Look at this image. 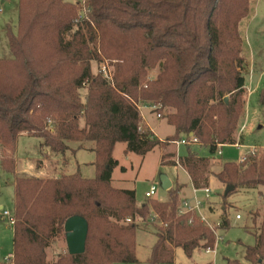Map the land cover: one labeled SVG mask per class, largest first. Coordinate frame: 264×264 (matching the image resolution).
<instances>
[{
    "label": "trees",
    "instance_id": "trees-1",
    "mask_svg": "<svg viewBox=\"0 0 264 264\" xmlns=\"http://www.w3.org/2000/svg\"><path fill=\"white\" fill-rule=\"evenodd\" d=\"M85 4L89 18L80 20L74 1L19 0L18 31L7 27L12 57L0 59L1 168L15 173L17 139L27 134L41 138L42 148L56 154L72 149L73 142L78 149L92 143L98 173L94 179L78 174L15 177L14 253L0 264H49L50 239L74 215L88 220L86 250L68 253L53 264L136 262V224L111 221L122 218V211L105 207L101 199L106 189L115 191L111 182L118 165L113 157L116 144L124 142L127 152L139 155L182 139L190 143L195 138L193 142L212 151L234 144L245 88L239 23L249 14L250 0ZM96 38L100 50L90 47ZM102 55L117 60L113 82L102 72H93L92 61H101ZM157 64L158 77L147 79L148 69ZM262 96L264 102V91ZM138 103L157 105L161 115L168 109L167 122L174 134L160 140L151 131H142ZM175 154L164 151L162 163L176 164L168 160ZM178 160L195 189L209 187L207 158L189 153ZM216 177L233 191L264 186V158L242 165L225 162ZM181 190L182 186L175 187L165 202L154 199L140 206L135 190H116L126 197L129 215L146 220L152 212L161 222L151 264L173 262L176 248L192 256L196 249L216 244L215 230L196 212L179 213ZM99 221L105 223L102 228ZM253 223L256 243L246 248L245 261L264 264V219L259 226L256 219ZM220 226L227 228L228 218ZM226 264L244 263L228 259Z\"/></svg>",
    "mask_w": 264,
    "mask_h": 264
},
{
    "label": "rangeland",
    "instance_id": "rangeland-1",
    "mask_svg": "<svg viewBox=\"0 0 264 264\" xmlns=\"http://www.w3.org/2000/svg\"><path fill=\"white\" fill-rule=\"evenodd\" d=\"M67 1L77 3L78 18L80 20L89 18V12L85 4L87 0ZM18 26L19 0H0V59L12 57L7 27L17 33ZM76 29L77 26L74 27L72 32ZM86 31L87 28H84L83 32ZM239 33L243 41V61L240 70L245 76V88L242 98V110L232 135L234 144H225L212 151L209 146L195 143L193 139L189 140L190 143H186L182 139L179 145L176 142H169L167 144L169 146L155 147L145 155L127 152V145L124 142L116 144L113 157L118 161V165L113 171V181L111 182V189L115 191L112 193L106 189L105 193L101 195V199L104 200L105 207L110 206L122 211V218L117 221L111 218V221L118 224H136L137 261L114 264H151V251L157 241V229L161 225L158 219L152 220L154 215L152 212L146 220L129 215L125 211L127 206L126 197L116 190H135L136 200L139 204L153 202L154 199L160 202L169 200L170 192L163 189L161 176H168L176 184L175 187L182 186L183 189L185 185L179 181L189 183V176L179 164L178 157H185L189 153L208 159L206 173L209 180L211 179L209 188L212 189V192H206L205 189L194 191L191 186H188L185 199L192 203L196 199L200 201L199 213L205 217L207 216L208 223L216 233L217 241L215 246L212 247L215 252L209 253L206 252L208 247H200L193 252L192 256H188L182 248H176L173 262L159 264H226L228 259L239 260L241 263L246 264V248L256 243L253 221L256 219V225L259 226L264 219V186L239 188L226 196L227 184L216 177L224 164H219L214 160H221L224 163H239L241 158L248 154L250 148H254L255 155L251 156L249 154V158L244 162L254 159L255 162L259 163L264 158V102L262 96L264 91V0H250L249 14L240 21ZM66 39H71V33L67 34ZM96 39L90 44V47L100 50V41L98 38ZM116 62L117 60L102 55L101 61H92L93 72L95 74L102 72L105 78L113 82ZM104 67H106L109 77L105 76ZM160 71L159 64L149 68L147 79H156ZM81 93L84 94V90H81ZM225 97L229 99V94H226ZM143 104L146 103H138V106L142 107L141 109L138 107L140 114L149 112L152 117L156 118L155 120L161 123L157 128V134L164 139L173 135L174 129L167 122L166 117L168 109L162 113L161 117H157L156 113L148 108V105ZM169 111L172 110L169 109ZM139 127L142 131H150L144 126L142 116ZM42 141L41 138L36 136L20 135L17 139L15 153V173L6 172L0 166V206H2L0 209V261H4L10 253H14V227L9 224L8 220L3 219L2 211L8 210L14 213L15 177L46 179L74 174H78L85 179L97 177L96 154L93 150L85 149L73 153L72 151L78 147L77 142H73L71 144L72 149L64 154H56L48 148H42ZM85 147H93V144L86 143ZM161 150L167 153L177 151L175 157L168 158L170 161L175 160L176 164L162 163ZM219 150L221 154L218 153ZM244 162H240L239 165ZM152 184H155L157 190L152 200L147 201L146 191L149 190ZM237 214H240L242 219H237ZM223 218L229 220L227 228L220 226ZM97 224L100 225V228L105 225L101 221ZM54 233V236L50 239L49 247L46 248V260L49 264L55 263L69 253L64 226L62 231Z\"/></svg>",
    "mask_w": 264,
    "mask_h": 264
},
{
    "label": "water",
    "instance_id": "water-1",
    "mask_svg": "<svg viewBox=\"0 0 264 264\" xmlns=\"http://www.w3.org/2000/svg\"><path fill=\"white\" fill-rule=\"evenodd\" d=\"M224 100L227 102L228 98L225 97ZM161 184L164 190H170L172 188V181L166 175L161 176ZM231 191H233V187L227 185L225 195H228ZM64 230L69 254H83L86 250L89 231L88 220L82 215L71 216L66 219Z\"/></svg>",
    "mask_w": 264,
    "mask_h": 264
},
{
    "label": "built area",
    "instance_id": "built-area-1",
    "mask_svg": "<svg viewBox=\"0 0 264 264\" xmlns=\"http://www.w3.org/2000/svg\"><path fill=\"white\" fill-rule=\"evenodd\" d=\"M103 70H104L103 72H105V76H106V77H109V76L107 75V72H106V67H104ZM143 105H148V108H150L151 111H154V112L156 113L157 117H161V114L158 113V112H156V110L158 109V106H157V105H154V104H143ZM138 107L140 108V106H138ZM143 107H144V106H143ZM146 107H147V106H146ZM141 108H142V107H141ZM141 108H140V109H141ZM141 116H142V115H141ZM193 141H196V139L194 138ZM218 147H222V145H219ZM255 152H256V151L254 150V148H250V151L248 152V154L245 155V156H243V157L241 158V160L239 161V163H240V162H244V161H246V160L249 158V154H250L251 156H252V155H255ZM218 153L221 154V151L219 150ZM204 189H205L206 192H212V189L209 188V187H208V188H204ZM156 190H157V187L155 186V184H152V185L150 186L149 190L146 192V197H147L148 199H151V198L153 197V195H155ZM197 190H199V189H196V190H194V191H197ZM200 206H201V203H200V201L197 200V199H196V201H195L194 203L190 202V201L187 200V199H183V200H182V205H181V207H180V209H179V213H180V214H184V213H188V212H196V213L199 215L201 221L204 222L207 226H209L210 228L213 229V227L208 223L207 218H206L204 215H202L201 213H199ZM2 217H3V219L8 220V222H9L10 225H12V226L14 225V223H15V216H14V213H11V212L8 211V210H3V211H2ZM236 218H237V219H240V218H241V215H240V214H237V215H236ZM155 219H157V216L154 214L153 217H152V220H155ZM218 237H219V236H218ZM218 239H219V238H218ZM206 252H209V253H210V252H215V249H213V248H211V247H208V248L206 249Z\"/></svg>",
    "mask_w": 264,
    "mask_h": 264
},
{
    "label": "crops",
    "instance_id": "crops-1",
    "mask_svg": "<svg viewBox=\"0 0 264 264\" xmlns=\"http://www.w3.org/2000/svg\"><path fill=\"white\" fill-rule=\"evenodd\" d=\"M147 113V114H146ZM146 113H143L142 114V120L144 121V126L145 127H147L158 139H160V140H165L167 137H165V139L163 138V137H160L158 134H157V128H158V126L161 124L160 123V121H158V120H155L156 118L155 117H152L151 115L152 114H150L149 112H146ZM173 127V126H172ZM173 129H174V127H173ZM175 131V130H174ZM180 142L181 141H178V142H176L178 145L180 144ZM167 146H169V145H167ZM77 149V150H76ZM76 149H74L72 152L74 153L75 151L77 152V151H79V150H93V149H91V147H84V148H80V149H78V148H76ZM94 152V151H93ZM173 152H175V151H173ZM177 152V151H176ZM175 152V153H176ZM95 153V152H94ZM113 154H114V152H113ZM161 155H163V151L161 150ZM178 155V154H177ZM178 159H179V157H178ZM215 162H217V163H219V164H224V162H222L221 160H214ZM187 172V171H186ZM188 174V173H187ZM189 176V175H188ZM112 181H113V174H112ZM181 184H183V185H185L184 186V188L181 190V197H182V200L183 199H185L186 198V193H187V187L188 186H191L192 188H193V190H196L193 186H192V184H191V181H190V176H189V183H185V182H181V181H179ZM210 183H211V179H210ZM189 184V185H188ZM175 186H176V184H174L173 182H172V188L174 189L175 188ZM172 188L169 190V192L172 190ZM130 190H133V189H130ZM148 191V190H147ZM146 191V192H147ZM139 204V203H138ZM139 205H141V204H139ZM2 208V206H0V209ZM212 215V214H211ZM207 217V216H206ZM240 219H242V216H241V218ZM13 257V253H10L9 254V257L7 258V259H10V258H12ZM7 259H5V260H7Z\"/></svg>",
    "mask_w": 264,
    "mask_h": 264
}]
</instances>
